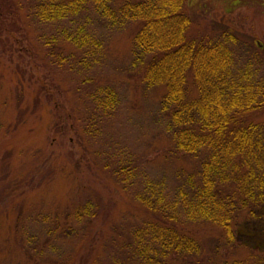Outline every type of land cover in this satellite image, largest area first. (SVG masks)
Instances as JSON below:
<instances>
[{
    "label": "rangeland",
    "instance_id": "obj_1",
    "mask_svg": "<svg viewBox=\"0 0 264 264\" xmlns=\"http://www.w3.org/2000/svg\"><path fill=\"white\" fill-rule=\"evenodd\" d=\"M6 1L0 28V264H143L135 232L153 216L137 197L149 185L153 197L161 191L171 198L200 165L199 158L173 148L159 105L164 88L143 82L133 63L130 26L112 25L92 8L71 19L42 21L34 0ZM187 6L195 28L235 33V73L247 70L264 84V0H187ZM76 34L86 36L83 47L71 42ZM43 84L59 106L39 92ZM105 89L116 98L101 111L92 95ZM55 107L71 114L73 128L63 135L56 132ZM249 116L264 124V104ZM259 213L236 222L233 243L209 222H186L200 253L179 264L250 261L251 248L264 250V206Z\"/></svg>",
    "mask_w": 264,
    "mask_h": 264
},
{
    "label": "trees",
    "instance_id": "obj_2",
    "mask_svg": "<svg viewBox=\"0 0 264 264\" xmlns=\"http://www.w3.org/2000/svg\"><path fill=\"white\" fill-rule=\"evenodd\" d=\"M3 2L2 29L9 7ZM34 3L42 21L71 19L92 8L112 25L130 26L133 63L139 65L143 82L164 88L159 105L168 119L174 150L200 160L196 174L188 176L171 198L161 191L153 197L149 185L137 197L153 216L135 232L138 259L143 264L193 262L200 244L186 231V222H209L222 229L229 243L237 240L236 222L261 217L264 206V124L249 119L264 104V84L251 80L247 70L235 73V33L228 27L215 31L192 26L187 0ZM72 38L78 47L87 43L86 36ZM40 87V93L44 90L57 102L53 89ZM92 97L101 111L112 108L116 98L110 89ZM55 112L56 132L63 135L73 128L71 114L60 107ZM251 250L250 261L231 264H264V250Z\"/></svg>",
    "mask_w": 264,
    "mask_h": 264
}]
</instances>
